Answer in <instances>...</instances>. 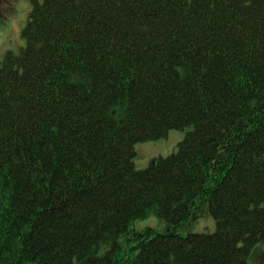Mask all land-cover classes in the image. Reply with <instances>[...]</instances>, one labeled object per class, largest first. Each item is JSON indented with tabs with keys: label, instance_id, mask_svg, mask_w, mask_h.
Instances as JSON below:
<instances>
[{
	"label": "trees",
	"instance_id": "trees-1",
	"mask_svg": "<svg viewBox=\"0 0 264 264\" xmlns=\"http://www.w3.org/2000/svg\"><path fill=\"white\" fill-rule=\"evenodd\" d=\"M30 3L0 63V264L257 263L264 0Z\"/></svg>",
	"mask_w": 264,
	"mask_h": 264
},
{
	"label": "rangeland",
	"instance_id": "rangeland-1",
	"mask_svg": "<svg viewBox=\"0 0 264 264\" xmlns=\"http://www.w3.org/2000/svg\"><path fill=\"white\" fill-rule=\"evenodd\" d=\"M12 4V10L6 14L4 19L0 20V63L6 52L12 51L14 53H19L22 48L25 47L26 40L23 31L29 20L32 6L29 0H13ZM186 131L187 129H175L169 133L167 138L158 141L137 143V156L135 157L136 168L144 169L149 165L152 158L157 156H167L173 153L177 149L178 143L185 137ZM137 224H140V226H147V224H149L151 227H155L159 231L164 230L162 228L159 229L162 220L155 216L139 221ZM197 225L202 228L197 229V227H194L193 231L205 230L204 232H213L215 228L214 222L212 223L210 218L205 221H200ZM209 226L211 227L208 229L203 228ZM260 247L263 249V256H259L257 258V263L255 264H264V244L259 245L257 248Z\"/></svg>",
	"mask_w": 264,
	"mask_h": 264
}]
</instances>
